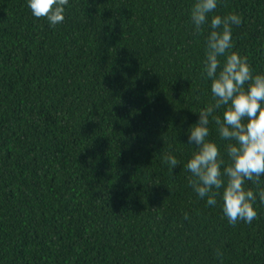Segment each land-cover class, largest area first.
<instances>
[{
	"label": "trees",
	"instance_id": "obj_1",
	"mask_svg": "<svg viewBox=\"0 0 264 264\" xmlns=\"http://www.w3.org/2000/svg\"><path fill=\"white\" fill-rule=\"evenodd\" d=\"M195 2L69 0L50 27L0 0V264H264V204L233 227L184 167L214 103L211 18L241 17L230 51L264 74V0H218L201 34ZM209 131L228 162L211 117Z\"/></svg>",
	"mask_w": 264,
	"mask_h": 264
},
{
	"label": "clouds",
	"instance_id": "obj_2",
	"mask_svg": "<svg viewBox=\"0 0 264 264\" xmlns=\"http://www.w3.org/2000/svg\"><path fill=\"white\" fill-rule=\"evenodd\" d=\"M217 3L218 0H196L191 8L194 34L203 32ZM68 4L69 0H27L32 15L46 19L50 27L63 23L64 6ZM241 23V17L235 13L211 18L204 72L211 79L214 103L200 109L198 122L189 129L187 144L195 145L196 150L184 165L191 173L189 186L199 198H207V205L215 206L216 197H221L223 214L233 227L239 222L251 224L258 218L254 207L257 197L264 204L261 186L264 184L261 179L264 177V74H254L247 57L230 51L234 48L233 25ZM219 57H225L222 66ZM220 108H224L222 118L213 115ZM210 117L220 139L229 141L228 162L221 156L217 144L208 139ZM163 160L170 169L180 163L170 153ZM247 182L255 185V190L246 188ZM217 255L222 253L217 250Z\"/></svg>",
	"mask_w": 264,
	"mask_h": 264
}]
</instances>
